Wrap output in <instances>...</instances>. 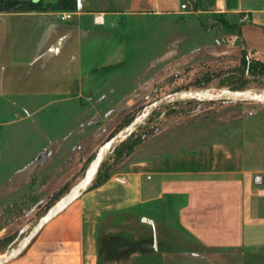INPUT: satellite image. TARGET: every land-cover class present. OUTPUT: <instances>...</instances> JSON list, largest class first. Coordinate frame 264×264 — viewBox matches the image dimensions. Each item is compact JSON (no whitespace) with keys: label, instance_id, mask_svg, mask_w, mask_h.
<instances>
[{"label":"crops","instance_id":"obj_1","mask_svg":"<svg viewBox=\"0 0 264 264\" xmlns=\"http://www.w3.org/2000/svg\"><path fill=\"white\" fill-rule=\"evenodd\" d=\"M76 2V10H0V117L2 101L21 105L12 118L0 120V197L23 190L38 200L53 196L101 141L95 124L101 107L85 90L100 84L98 74L112 69L113 55L95 59L98 36L91 28L97 14H174L190 2L189 12L234 18L244 47L264 61V0ZM64 12L73 18L60 19ZM26 100L43 102L37 109L48 107L47 115L71 124L61 129L54 121L44 129L36 123L32 132H39L42 145L36 135L22 159V149L10 141L20 139L15 126L37 111L20 115ZM124 211L169 217L218 263L264 264V171L251 166L237 141L203 142L190 151L130 161L85 191L6 264H99L103 228Z\"/></svg>","mask_w":264,"mask_h":264},{"label":"rangeland","instance_id":"obj_2","mask_svg":"<svg viewBox=\"0 0 264 264\" xmlns=\"http://www.w3.org/2000/svg\"><path fill=\"white\" fill-rule=\"evenodd\" d=\"M99 25L94 23L91 28L98 36L95 59L102 61L111 51L113 65L98 74L100 84L86 86L85 94L100 101L94 102L102 112L95 124L102 139L97 148L88 151L80 172L53 196L38 200L30 190H23L0 197V258L12 252L40 217L81 180L104 142L155 100L182 90L221 92L229 89L228 84L242 81L246 89L264 90V72H241L245 64L264 61L244 47L238 22L226 14H121L111 15ZM87 44L90 56L89 41ZM258 68H262L259 63ZM1 104V121L12 118L16 107L21 108L8 100ZM21 104L22 116L28 115V110H37L15 126L20 139L10 141L22 149L24 159L29 145L31 148L37 143L36 135L42 145L39 132H32L36 123L46 129L55 121L62 129L71 120L47 115L48 107L37 109L43 102L26 100ZM210 141L241 142L251 166L264 171V101H170L134 132L129 142L136 144L130 154L116 160V148L111 152L103 174L124 169L132 160L182 153ZM102 237L111 242L104 264H221L164 215L118 213L103 228Z\"/></svg>","mask_w":264,"mask_h":264},{"label":"water","instance_id":"obj_3","mask_svg":"<svg viewBox=\"0 0 264 264\" xmlns=\"http://www.w3.org/2000/svg\"><path fill=\"white\" fill-rule=\"evenodd\" d=\"M185 95L186 100L195 101H264V90L242 89V90H223L221 92H209V90H182L173 92L152 102L132 123L113 134L104 142L94 160L91 162L81 180L52 208H50L36 224L32 227L23 241L8 255L0 258V264H6L19 256L32 244L44 227L57 215L62 213L68 206L77 200L85 191H87L94 179L98 176L101 166L109 157L111 152L120 142L134 133L141 127L155 110L166 105L170 101L179 100V96ZM259 176L255 177L258 181Z\"/></svg>","mask_w":264,"mask_h":264},{"label":"trees","instance_id":"obj_4","mask_svg":"<svg viewBox=\"0 0 264 264\" xmlns=\"http://www.w3.org/2000/svg\"><path fill=\"white\" fill-rule=\"evenodd\" d=\"M77 8V2L76 0H59L57 3L54 4H43L41 0H0V10H18V11H30V10H76ZM258 63L262 66V68H258ZM256 64H245L243 66V70L241 71L243 74L248 72L250 74H258V70L264 72V63H261L258 61ZM242 74V75H243ZM242 80V79H239ZM229 89L232 90H242L246 89V83L241 82L235 83L234 85L228 84L227 85ZM193 101V100H192ZM191 102V101H189ZM134 133H132L130 136L127 137V139L118 147L115 149V154L117 157L115 158L116 160L123 155H128L131 153L134 145L136 143H130V139L132 138ZM107 161V160H106ZM106 161L103 163L101 166V169L98 174V179L92 184L91 188H94L103 182H105L112 173L110 174H103V169L105 168ZM116 171V170H115ZM114 171V172H115ZM103 174V175H102ZM111 247V242L107 240L104 237L100 236V261L99 264H104L105 258H106V249Z\"/></svg>","mask_w":264,"mask_h":264},{"label":"built area","instance_id":"obj_5","mask_svg":"<svg viewBox=\"0 0 264 264\" xmlns=\"http://www.w3.org/2000/svg\"><path fill=\"white\" fill-rule=\"evenodd\" d=\"M181 9L184 11H191L192 7H191L190 2H183L181 4ZM72 18H73L72 12H64L60 15V19H62V20H70ZM104 22H105V19H104V16L102 14H97L95 16V23L96 24H104Z\"/></svg>","mask_w":264,"mask_h":264},{"label":"bare ground","instance_id":"obj_6","mask_svg":"<svg viewBox=\"0 0 264 264\" xmlns=\"http://www.w3.org/2000/svg\"><path fill=\"white\" fill-rule=\"evenodd\" d=\"M187 96H185V95H181V96H179L178 98L179 99H181V98H186Z\"/></svg>","mask_w":264,"mask_h":264}]
</instances>
